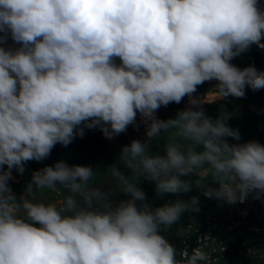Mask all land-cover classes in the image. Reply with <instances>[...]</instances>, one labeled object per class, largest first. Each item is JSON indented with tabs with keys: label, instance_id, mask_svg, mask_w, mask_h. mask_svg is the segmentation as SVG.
Here are the masks:
<instances>
[{
	"label": "clouds",
	"instance_id": "9594fccd",
	"mask_svg": "<svg viewBox=\"0 0 264 264\" xmlns=\"http://www.w3.org/2000/svg\"><path fill=\"white\" fill-rule=\"evenodd\" d=\"M253 44L264 49L259 0H0V264H210L199 247L178 253L163 234L199 211V198L153 207L140 178L161 196L195 184L228 204L264 199V144L240 142L227 110L213 118L194 95L209 81L220 99L264 89V70L232 63ZM185 96L175 117L156 115ZM138 114L145 139L120 154L130 174L111 166L126 199L109 200L91 165L64 160L13 191L14 169L85 129L112 139L138 128ZM161 138L163 151H153ZM58 186L68 190L59 202L37 196Z\"/></svg>",
	"mask_w": 264,
	"mask_h": 264
},
{
	"label": "rangeland",
	"instance_id": "374dc122",
	"mask_svg": "<svg viewBox=\"0 0 264 264\" xmlns=\"http://www.w3.org/2000/svg\"><path fill=\"white\" fill-rule=\"evenodd\" d=\"M264 7V0H259ZM6 46H14L10 36ZM232 63L243 68L250 64L259 70H264V49L255 44L251 48L235 57ZM216 81L205 82L198 86L197 97L204 99L202 107L207 115L216 118L226 109L230 114L227 123L238 129L241 134L240 142L258 140L264 144V89L252 91L246 88L243 98L228 97L220 99L219 93L214 89ZM189 106V98L184 97L180 104L170 103L161 107L156 115L167 119L175 117L177 112ZM136 128L130 125L126 132L112 139L104 137L97 129H85L83 138L77 136L67 147L57 144L48 158L37 162H27L25 171L20 174L15 169L10 181L13 191L19 196L23 193L26 184L31 180L32 174L45 165L54 164L64 160L71 164L91 165L96 169L93 182L100 190L106 193L111 201L126 199L123 193L116 192L114 181L111 180V166L116 165L126 175L130 169L120 163L121 148L133 139H145V125L137 115ZM235 143L233 138H227ZM166 139L161 138L151 142L152 150L162 152ZM6 167V166H5ZM185 179H188L187 177ZM195 180L196 177H191ZM59 191L45 190L37 196L46 200L59 202L63 193L68 190L58 186ZM140 187L144 190L147 202L153 207L161 206L168 201L176 199L190 200L193 196L199 198V211H185L179 220L163 234L179 251L187 249L189 252L197 247L209 255L210 264H264V199H255L249 195L244 203L228 204L216 198H208L203 190L195 184L187 193L158 195L155 182L140 178ZM212 187H218L213 184ZM203 238V239H202Z\"/></svg>",
	"mask_w": 264,
	"mask_h": 264
}]
</instances>
